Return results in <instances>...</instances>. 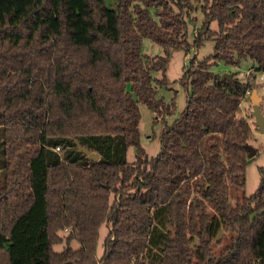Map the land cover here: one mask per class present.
<instances>
[{
	"label": "trees",
	"instance_id": "trees-1",
	"mask_svg": "<svg viewBox=\"0 0 264 264\" xmlns=\"http://www.w3.org/2000/svg\"><path fill=\"white\" fill-rule=\"evenodd\" d=\"M82 1L81 39L60 10L52 40L55 0L0 25V264H264V167L243 193L252 127L240 111L252 86L212 72L244 59L264 71V0ZM143 38L164 56H144ZM207 40L213 53L184 65L186 105L148 158L138 104L171 114L157 97L168 52Z\"/></svg>",
	"mask_w": 264,
	"mask_h": 264
},
{
	"label": "rangeland",
	"instance_id": "rangeland-1",
	"mask_svg": "<svg viewBox=\"0 0 264 264\" xmlns=\"http://www.w3.org/2000/svg\"><path fill=\"white\" fill-rule=\"evenodd\" d=\"M62 1V0H61ZM96 1V0H95ZM102 1V0H97ZM115 0H103L105 6L110 8L114 6ZM41 0H0V25L8 22L18 21L24 14L31 9L35 8ZM82 0H55L54 10L50 18L49 34L55 42L60 36V27L62 20L60 18V10L62 16L65 14L67 21L70 22L69 27L72 30H78L77 38L83 36L85 27L78 23V17L82 14L81 10H85L82 6ZM97 5V4H96ZM94 6V4H93ZM83 7V9H82ZM197 9L194 10L190 17L196 20V24L188 23V41L192 43L193 32L200 27L202 23V15ZM193 21V22H194ZM94 24V23H93ZM90 33L96 37L98 29L93 25L90 27ZM215 28V24L212 25ZM214 42L212 40L205 41L198 48H191L187 53L182 49H172L168 52L167 65L165 69L166 87L158 89V98H162L166 105L172 106V113L169 115H157L152 113L144 104L139 103L140 121L138 125L139 131V144L144 150L148 158L155 157L160 150V135L163 128L167 125H171L173 121L179 117L183 111L189 88H186L179 80L183 74L184 65H188L192 58L201 60L204 57L210 56L213 53ZM141 52L144 56H164V50L161 46L155 44L148 38L142 39ZM253 62L249 59H244L238 66L225 65L218 62L212 67V72L222 76L223 74L234 75L242 82H249L252 86V90H256L257 95L261 98L260 108L264 112V71L252 70ZM154 78H161V73H152ZM250 90V93L251 91ZM250 94L241 104L240 116L246 117L249 124L252 127V135L248 141L256 154L249 158L245 171V187L243 193L245 196L252 195L259 185V168L264 167V134L258 132L254 125V119L250 115L252 111V104L249 100ZM248 115L250 117H248ZM128 162L135 160V148L129 147L126 155ZM1 161V153H0ZM3 184V177L0 174V187ZM107 233L105 225L100 226L99 235L97 240L96 255L99 257L102 254L103 240ZM77 242H72V248H78ZM62 245L54 246L56 252L61 251Z\"/></svg>",
	"mask_w": 264,
	"mask_h": 264
},
{
	"label": "water",
	"instance_id": "water-1",
	"mask_svg": "<svg viewBox=\"0 0 264 264\" xmlns=\"http://www.w3.org/2000/svg\"><path fill=\"white\" fill-rule=\"evenodd\" d=\"M221 78L227 81L233 80L231 74H223ZM249 100L252 104V111L250 112V115L254 119V125L256 129L258 130V132H260L261 134H264V114L260 109L261 98L257 95L256 90L253 89L251 91ZM75 144H76L77 150L80 153L87 156L88 159L94 162L98 160L97 154H94L90 150L81 147L78 142H76ZM246 149L248 150V158H252L256 154V151L250 145H246Z\"/></svg>",
	"mask_w": 264,
	"mask_h": 264
},
{
	"label": "built area",
	"instance_id": "built-area-1",
	"mask_svg": "<svg viewBox=\"0 0 264 264\" xmlns=\"http://www.w3.org/2000/svg\"><path fill=\"white\" fill-rule=\"evenodd\" d=\"M248 94H250V92H249V91L247 92V95H248ZM263 114H264V112H263ZM57 150H58V149H57Z\"/></svg>",
	"mask_w": 264,
	"mask_h": 264
}]
</instances>
